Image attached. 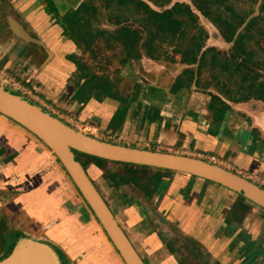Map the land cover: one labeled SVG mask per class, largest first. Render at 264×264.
<instances>
[{"label":"crops","instance_id":"1","mask_svg":"<svg viewBox=\"0 0 264 264\" xmlns=\"http://www.w3.org/2000/svg\"><path fill=\"white\" fill-rule=\"evenodd\" d=\"M71 1L0 0V71L38 94L46 106L58 111L61 120L74 117L98 128L102 135H124L136 146L162 144L179 152L190 149L223 156L218 154V143L224 138L222 144L227 146L230 137L221 132L224 137L220 138L207 128L208 122L198 116L200 107L189 103V93L194 91L173 94L159 86H148L130 98L121 95L110 80L100 91L97 83H88L91 75L84 76L83 72L78 76V41L63 24ZM10 11L36 34L42 46H27L11 33L6 20ZM132 68H126L130 76ZM249 151L243 148L237 158L229 159L245 171L264 176V170H257L261 157L254 159ZM93 167L94 172L97 168ZM161 176L163 190L154 195L156 222L160 225L156 234L149 230L152 216L144 210L135 212L136 206L131 204L127 206L129 217L138 219L131 227L134 236L123 227L149 264H179L181 257L174 255L163 240L165 234L170 238L166 233L169 226L182 230L186 238L207 249L215 264H232L251 238L256 241L261 236L264 211L233 191L186 174ZM76 193L75 185L49 149L0 115V254L7 245L9 226L18 220L19 227L37 228L59 246L67 263H78V228L85 216L81 204L89 213L90 209L82 197L78 201Z\"/></svg>","mask_w":264,"mask_h":264},{"label":"flooded vegetation","instance_id":"2","mask_svg":"<svg viewBox=\"0 0 264 264\" xmlns=\"http://www.w3.org/2000/svg\"><path fill=\"white\" fill-rule=\"evenodd\" d=\"M260 1L263 2L260 7L262 13L264 0H73L68 6L70 9L65 19L79 26L81 37H78V49L83 50L81 53L90 51L101 64L106 61V57H101L103 51L112 50L124 69L141 61H151L158 67H162V63L180 65L184 70L171 82V93L181 94L193 88L200 89L198 91L202 95L217 96L230 106L223 113H233V110L243 112L246 108L247 112L255 111L252 115H256L264 110L261 107L264 105H260L263 92L250 100L239 102L235 99L241 94L240 87L244 85L264 87V15L255 12L254 8L255 3ZM106 40L109 48L105 47ZM125 44L135 46L133 57L125 54ZM94 69L91 67V71H83L84 76L91 75L88 83H97L98 89L103 91L108 85L109 75L100 76ZM209 83L214 84L212 86ZM228 90L232 94L229 97L224 95ZM214 102L219 105L218 101ZM161 174L151 180L150 184L154 181L162 182ZM132 182L147 196L145 212L150 218L152 216L150 228L156 234L159 224L156 222L155 210L149 208V204H152L148 195L149 188L146 184ZM131 205L138 208L142 206L137 202ZM167 231L170 238H166L165 234L163 240L167 241L164 242L171 247L174 255L181 257L179 264H215L208 250L186 238L182 230L169 226ZM22 236L15 233V240H12L16 243ZM261 236L264 238V226ZM260 237L256 241L251 238L232 264H264V239ZM5 242L9 244L7 236Z\"/></svg>","mask_w":264,"mask_h":264},{"label":"water","instance_id":"3","mask_svg":"<svg viewBox=\"0 0 264 264\" xmlns=\"http://www.w3.org/2000/svg\"><path fill=\"white\" fill-rule=\"evenodd\" d=\"M9 13L6 20L14 36L27 46L43 45L34 32L25 28L15 12ZM81 70L87 71L84 68ZM218 107L219 111L223 112L220 106L212 107V111ZM0 115L36 137L58 159L125 264L145 262L106 200L96 190L88 172L82 168L76 152L114 163L171 171L209 181L226 187L264 210V189L251 180L197 158L130 147L89 136L72 128L3 83H0ZM65 262L55 244L29 234L20 237L12 248L0 255V264H65Z\"/></svg>","mask_w":264,"mask_h":264},{"label":"rangeland","instance_id":"4","mask_svg":"<svg viewBox=\"0 0 264 264\" xmlns=\"http://www.w3.org/2000/svg\"><path fill=\"white\" fill-rule=\"evenodd\" d=\"M261 3L263 2L260 1L255 3L254 6L255 12L261 13L260 11ZM243 7H247V6L243 5ZM261 14L263 16L264 11H262ZM201 20L202 22H204L203 21L204 19ZM82 51L83 50L77 49L78 63L80 64V66L78 67V73H79L78 76H80V74L83 73V71H81L82 68L91 71V67H93L95 68L94 69L95 72L100 76L109 75V80L113 82L115 89L119 91L121 95H125V94L129 95L130 98H133V95L134 93H136V91L137 92L141 91L144 87H148V86L150 87L159 86L160 88H165V90L169 91L171 82L175 79V77L178 74H180L184 70L183 66L176 65L173 63H169V64L162 63L161 65L162 67H158L156 64L154 65L153 62L151 61L150 63H145L144 61H141L135 63L136 65L135 64L133 65V70L131 71L133 74L130 76V73L128 75L126 69H124L122 65H119L118 62L119 57L117 58V54L112 50L103 51V53L101 54V57L104 59L106 57V61H108L106 62L104 60L102 62L103 64H101L98 60H96L90 51L83 52V54L81 53ZM113 59L114 61L111 62ZM82 65L84 67H82ZM7 86L11 89H15V87H12V85L8 84ZM198 90L200 89L193 88L190 90V92L193 91L194 92L192 94L189 93V95L192 97V98L189 97L190 100L189 103L191 104L192 102L193 107H197V108L200 107L199 110H201V112L198 113V116L208 122L207 124L208 129L214 131L218 135V137L220 136V138L224 137L223 134L226 133H227L226 136L230 137V143L227 144V146L222 144V141L224 142L225 140L224 138H222L218 143V147H220L219 148L220 152L218 154L223 156H219L216 154L215 156L234 164L233 158H237L235 156H239V154L242 153L241 152L242 149L248 147V150L251 149V151H249L248 154L251 155L254 159L261 157L262 164L259 167H257V170L258 171L264 170V110L256 115H252V113H255V111L249 110L247 112L246 108H244L243 112L241 111L238 112L237 110H233V113H228V112L223 113L222 111H219V107L217 108V110L215 109L214 111H212V107H215L218 103L214 102L210 97L201 95V92ZM211 91H215V90L212 89ZM38 97L43 102L42 98L39 95ZM261 100L263 102L260 101L262 103L260 105H264V97L261 98ZM261 107L264 108V106ZM221 132L223 134H221ZM97 135L100 136L98 138L103 137L101 132L100 133L98 132ZM112 136L114 135L112 134ZM120 136H122L125 139V141L113 139L111 140V142L113 143L117 142L118 144L130 146V147H138L135 144H132L133 142L126 136L124 135H120ZM159 145L164 146V148L166 149H172L173 151L177 150L176 148L175 150L173 146H165L162 144ZM151 147L153 148L152 145ZM188 150L190 151V149ZM191 151L195 153L198 150H191ZM178 153L180 152L177 151V154ZM229 158H232L233 160H230ZM89 169L91 171V178H93L92 180L94 181L97 189L100 191L102 196L106 199V201L109 203L111 208L114 210L113 212L115 216L119 219L120 223L125 228V230L131 236H134L132 234L131 227H132V223H135L136 221H138V219L136 218L131 220V218L129 217L130 215L128 214L130 211H128L127 206H129L134 202H137V204H141L142 206L138 208L135 205L136 208L134 211L135 212H140V210L146 211L147 207H145L146 206L145 204L147 201L146 199L147 196H144L141 193L142 191L140 192L138 187H135L131 184L133 183L132 180L136 184H138L139 182L143 185L146 184V186H148L149 188L148 195L150 196V199H152L151 200L152 204H149V208L151 207L152 209L155 210L156 204L154 203V195L160 189L163 190L164 185L163 182L154 181L152 184H150V182L151 180H154L156 176L160 175L161 172H159L158 169L157 171L151 168H141V167L139 168V167L125 166L122 164H113V163L107 164L105 166V169L103 170L97 168L99 172H97V169L96 171L94 170L93 172L92 169H95L93 166L89 167ZM245 172L252 178V181L264 187L263 175L261 176L260 174H254V171L251 170ZM112 178L117 179V181L116 182L113 181ZM139 194H141L142 197ZM77 197H78V201H81V196L79 193L77 194ZM81 206L83 209H85L84 210L85 216L81 217L83 219L82 220L83 222L81 221L82 225L80 228H78V256H77L78 263L76 262V264H125L121 259V257L119 256V254L117 253V251L115 250V248L113 247L112 243L110 241H109L110 243L108 242L109 239L108 237L107 238L105 237L106 234L104 235L105 232L103 231L99 222L96 220L93 214L92 215L94 218L91 216L90 214L92 213L91 210L89 213L88 212L89 210L88 211L86 210L84 203L81 204ZM88 216L91 219H89ZM29 221L31 220L29 219ZM20 225L21 224H19L17 220L16 222L13 223L12 226L11 225L9 226L10 233L8 232L6 233L9 244L6 245L5 251L12 248L13 245L15 244V241L12 240V238H14L15 233L18 234L19 236L29 234L41 238L45 241H50L48 238L42 236L41 234L43 233L37 230V228L29 229V227L28 228L19 227ZM144 226L145 225H143L142 228H144ZM149 230L150 232L152 231L151 228H149ZM262 236L260 237V239L263 238ZM2 242L0 241V251L3 249ZM57 247L61 252V254L65 256L62 249L59 246ZM135 248L141 255L145 264H149L148 259L141 253V249L138 246H135ZM67 262L66 264H69Z\"/></svg>","mask_w":264,"mask_h":264},{"label":"built area","instance_id":"5","mask_svg":"<svg viewBox=\"0 0 264 264\" xmlns=\"http://www.w3.org/2000/svg\"><path fill=\"white\" fill-rule=\"evenodd\" d=\"M0 82H2L5 85H12V87H15V89L17 91H19L20 94H22L25 97H29L28 99L32 100L33 102H35L36 104H38L39 106L43 107L44 109H46L47 111H49L52 115L58 117V111L54 108L48 107L46 106L38 97L37 94H35L33 91H31L30 89L26 88V87H22L20 85H18L16 83V81H14V79H12L6 72L0 71ZM62 121H64L65 123H67L69 126H71L72 128L76 129L77 131H80L84 134H87L89 136L98 138L99 136L97 135V133L100 131L98 130V128H95L93 126H91L90 124L84 122V121H80L74 117H65ZM114 137V138H113ZM101 140H105L108 142H111V140L115 139V140H123L125 141V139L122 136H112L111 134H103V137L98 138ZM117 143V142H115ZM129 144V143H128ZM130 145V144H129ZM151 145L153 146V148L151 147ZM139 147H142L141 149H150V150H155V151H159V152H168V153H175L177 154V151H173L172 149H166L164 148V146L161 145H153V144H147V145H137ZM186 150V151H185ZM180 155H184V156H189V157H193V158H197L203 161H207L211 164H215L217 166H220L226 170H229L231 172H234L248 180L252 181V178L245 172V170L239 168L235 163H231L228 161H225L215 155L212 154H208L206 152H195L193 153L191 150L189 151L188 149H183L180 153H178ZM56 158V157H55ZM57 159V158H56ZM254 182V181H253Z\"/></svg>","mask_w":264,"mask_h":264},{"label":"trees","instance_id":"6","mask_svg":"<svg viewBox=\"0 0 264 264\" xmlns=\"http://www.w3.org/2000/svg\"><path fill=\"white\" fill-rule=\"evenodd\" d=\"M51 9H53V6H52ZM63 24L66 27V31L69 32L78 41V37H81V36H79L80 32H79V29H78V27H79L78 24L74 23V21L71 22V21L65 19V17L63 18ZM99 35H101V34H99ZM122 37H123V34H122L121 38ZM105 42H106L105 47L107 46V48H109V42L107 40ZM134 47L135 46H133V45H126L125 44V47H124L125 54L127 56L133 57L134 54H135V48ZM200 68L201 67H199L198 69L200 70ZM212 77H214V76H212ZM212 79L214 80L215 77L212 78ZM180 84H182V83H180ZM213 84L214 83H209L208 85H212L213 86ZM224 86L226 87V85H224ZM240 89H241V94L238 96L237 99H235V101L241 102L243 100H250V99H252L251 97H255V96H257L258 94H260L262 92H263L262 94H264V87H258L256 85H253V86L252 85L251 86L244 85V86L240 87ZM221 93L224 94V92H221ZM208 95H210V94H208ZM224 95L229 97V95L231 96L232 94H231L230 90H228V93H226ZM210 96L214 99V101H218L219 102L220 108L222 110H227V109L230 108V106L228 104H226L224 101H222L219 97H217V96L213 97L214 95L213 96L210 95ZM235 101L233 100V102H235ZM219 105L217 104L216 106H219ZM76 155L78 157V160L80 161V164H81L82 168L85 171H88L89 167H91V166H96L97 168L103 170V169H105V166L107 164H109V163L120 164V163L110 162V161H107V160H104V159H101V158H97V157L91 156L89 154H83V153H77L76 152ZM122 165L139 167V166H135V165H132V164H122ZM141 168H147V167H141ZM159 171L160 172H164V173H174V172H171V171H163V170H159ZM112 180L115 181V182L117 181V179H115V178H112ZM117 186H120V185H117ZM97 191H98L99 194H101L99 190H97ZM240 198L243 201H246V199H244L242 197H240ZM240 220H242V218Z\"/></svg>","mask_w":264,"mask_h":264}]
</instances>
